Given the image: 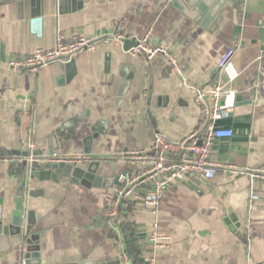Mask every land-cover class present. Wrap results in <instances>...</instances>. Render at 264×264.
Instances as JSON below:
<instances>
[{
	"label": "crops",
	"instance_id": "crops-1",
	"mask_svg": "<svg viewBox=\"0 0 264 264\" xmlns=\"http://www.w3.org/2000/svg\"><path fill=\"white\" fill-rule=\"evenodd\" d=\"M80 1V8L60 13L57 0H42L39 16L30 0L0 2V199L5 218L11 219L13 200L28 173L24 166L17 165V171L14 162L23 158L14 152L28 148L31 131L35 150L47 153L58 144L57 155L81 157L90 125L104 119L105 132L92 149L109 155L98 170L112 177L107 187H87L64 176L58 182L29 177L27 187L39 191L29 197L28 207L41 215L33 231L39 234L43 264L116 259L126 264L127 221L136 228L140 264L152 258L156 264L264 261V182L253 183L240 173L264 164V0H232L214 30L170 0ZM59 31L67 37L119 32L137 41L150 34L151 42L165 44L178 56L182 73L161 53L151 58L131 53L124 48L126 40L100 42L76 56L70 79H61L67 75L63 62L37 73L9 67L12 56L52 48ZM229 47L238 49L233 59L238 77L229 83L237 101L218 125L232 128L234 135L216 139L212 147L213 158L229 167L210 180L174 183L157 212L145 205L140 190L111 218L110 203L124 173L136 170L125 154L151 147L158 133L178 141L202 126L195 88L227 81L231 71L221 73L218 65ZM231 217L239 223L235 231ZM156 221L171 241L154 250L149 233ZM23 239L8 237L13 248H0V264H18Z\"/></svg>",
	"mask_w": 264,
	"mask_h": 264
},
{
	"label": "built area",
	"instance_id": "built-area-1",
	"mask_svg": "<svg viewBox=\"0 0 264 264\" xmlns=\"http://www.w3.org/2000/svg\"><path fill=\"white\" fill-rule=\"evenodd\" d=\"M126 35L92 37L86 34H72L67 37L59 31L56 43L52 48H37L26 55L10 57L8 65L16 71H29L37 73L42 68L57 62L67 63L86 50L95 48L100 42H124ZM236 47H229L219 61V71H231L227 81H215L197 85L195 88V101L201 109L203 123L192 133L181 140H169L163 134H156L151 147L127 152L124 159L136 166V170L123 176L122 183L117 189L115 197L110 203L109 215L111 218L124 210V205L131 201L140 190L144 195V203L152 211L157 212L167 190L176 182L190 178L201 177L206 180L214 178L221 168L229 165L222 164L212 156V147L216 139L231 138L234 135L232 128L219 126L218 122L226 118L237 101V91L229 83L238 77L233 71V59L237 53ZM133 54H144L151 58L158 53L163 54L174 66L178 73H182L178 56L165 44H154L150 34L138 40L130 48ZM23 109V112H26ZM33 131L25 140L28 148L33 151L36 144L32 139ZM54 156H57L55 154ZM61 160L74 161L76 157H63ZM247 175L251 182H264V164L259 167L244 168L240 171ZM257 198V197H253ZM171 237L166 233L159 222H153L149 233V242L154 250L169 246ZM26 243L18 248V264H26ZM126 264H129L128 256ZM149 264H156L152 258ZM252 264H264V261Z\"/></svg>",
	"mask_w": 264,
	"mask_h": 264
},
{
	"label": "water",
	"instance_id": "water-1",
	"mask_svg": "<svg viewBox=\"0 0 264 264\" xmlns=\"http://www.w3.org/2000/svg\"><path fill=\"white\" fill-rule=\"evenodd\" d=\"M7 0H0V2ZM172 6L181 11L187 16L192 17L197 23L204 28L214 30L223 18L224 9L230 4L232 0H170ZM32 7H37L36 14L39 16L40 4L42 0H30ZM58 10L60 13L68 12L69 10L80 8L82 2L80 0H57ZM137 44L136 39H128L125 41L124 48L126 50ZM66 76L61 79H70L74 74L75 60L65 63ZM73 68V71L71 69ZM124 75V74H122ZM124 78L130 80L127 76ZM127 84H123L122 89H125ZM77 119L74 118L72 122ZM107 122L102 119L90 125L91 134L83 139L84 149L81 157H76V160L68 162L61 160L63 156L57 155L56 150L59 145H52L47 153L42 150L31 151L27 148L24 151L14 152L18 157H22V161L14 162L20 166L28 168V173L24 175V179L16 193L13 200L14 208L11 211V219L7 220L4 214V203L0 199V248L1 251L11 250L13 247L9 243L8 237L21 236L26 243V264H43L40 253L39 234L34 232L37 220L41 215L36 211L29 209V197H37L38 190L29 189L28 180L33 176L41 181L52 180L60 181L61 177H68L73 183L83 184L87 187L104 186L107 187L108 182L112 177L108 175H100L98 173L99 167L105 163L109 155L102 153H94L92 143L97 139L105 129L102 123ZM56 139L57 137L54 136ZM57 140V139H56ZM75 158V157H73ZM127 174L124 173V175ZM28 190V191H27ZM234 224H232V231H235L239 226L235 217H231ZM64 264H122L121 259L112 261H92L83 260L80 262L64 263Z\"/></svg>",
	"mask_w": 264,
	"mask_h": 264
},
{
	"label": "trees",
	"instance_id": "trees-1",
	"mask_svg": "<svg viewBox=\"0 0 264 264\" xmlns=\"http://www.w3.org/2000/svg\"><path fill=\"white\" fill-rule=\"evenodd\" d=\"M16 165L17 171H20L18 164ZM18 165V166H17ZM21 167V166H20ZM126 235L124 240V253L128 256L130 261H132L133 264H140L141 261L139 260L140 254L142 252L141 245L138 242V235L136 234V228L134 225L130 222H124L123 223Z\"/></svg>",
	"mask_w": 264,
	"mask_h": 264
}]
</instances>
